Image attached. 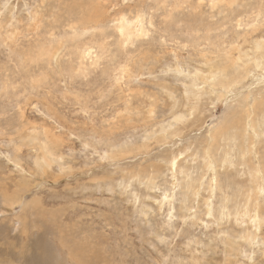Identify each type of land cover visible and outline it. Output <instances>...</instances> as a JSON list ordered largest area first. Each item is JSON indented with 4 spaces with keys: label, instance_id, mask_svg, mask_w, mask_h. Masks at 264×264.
Here are the masks:
<instances>
[{
    "label": "rangeland",
    "instance_id": "374dc122",
    "mask_svg": "<svg viewBox=\"0 0 264 264\" xmlns=\"http://www.w3.org/2000/svg\"><path fill=\"white\" fill-rule=\"evenodd\" d=\"M0 264H264V0H0Z\"/></svg>",
    "mask_w": 264,
    "mask_h": 264
},
{
    "label": "bare ground",
    "instance_id": "6f19581e",
    "mask_svg": "<svg viewBox=\"0 0 264 264\" xmlns=\"http://www.w3.org/2000/svg\"><path fill=\"white\" fill-rule=\"evenodd\" d=\"M240 5V4H239ZM121 28V27H120ZM195 73V72H194ZM195 82V81H194ZM198 84V83H197ZM202 113V112H201ZM195 120V119H194Z\"/></svg>",
    "mask_w": 264,
    "mask_h": 264
}]
</instances>
